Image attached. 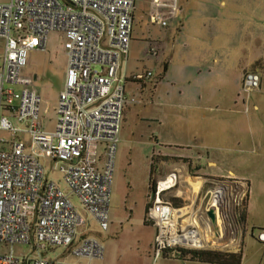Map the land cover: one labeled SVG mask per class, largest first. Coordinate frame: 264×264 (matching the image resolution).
<instances>
[{"label": "rangeland", "instance_id": "rangeland-1", "mask_svg": "<svg viewBox=\"0 0 264 264\" xmlns=\"http://www.w3.org/2000/svg\"><path fill=\"white\" fill-rule=\"evenodd\" d=\"M148 1L136 0L129 53L120 64L119 76L128 75L129 90L114 158L108 230L101 231L72 199L85 219L77 240L98 241L104 256L80 261L59 248L47 258L78 264H204L178 256L182 250L226 257L241 253V264H264V244L257 240L264 230V0H181L179 23L184 25L178 26L179 34L148 23ZM151 49L160 55H147ZM170 54L174 57L165 75ZM65 61L63 36L51 33L46 51L32 52L23 72L38 76L34 86L48 130L63 88ZM202 61H209L211 73L197 75L193 66ZM145 71L153 73L151 80L133 79ZM251 72L258 74L260 85L248 91L243 79ZM0 138L12 140L6 132ZM39 162L46 177L65 190L58 164L44 158ZM177 168L200 185L194 191L183 177L182 199L168 196L169 201L184 208L207 244L170 247L156 256V228L145 221V210L155 181ZM222 186L227 188L218 205L222 224L215 227L209 213L217 216L212 197ZM14 250L29 252L23 246Z\"/></svg>", "mask_w": 264, "mask_h": 264}, {"label": "built area", "instance_id": "built-area-1", "mask_svg": "<svg viewBox=\"0 0 264 264\" xmlns=\"http://www.w3.org/2000/svg\"><path fill=\"white\" fill-rule=\"evenodd\" d=\"M135 4L136 0L0 3V133L13 139L0 138V145L9 144L0 148V264H78L47 258L59 248L80 260L103 258L98 241L77 240L85 219L72 199L101 231L108 230L114 158L128 101L125 79L118 72L129 53ZM182 15L181 0L148 1L147 21L159 29L178 23ZM51 33L63 36L66 77L49 131L33 80L22 72L31 52L46 51ZM147 55L160 54L151 49ZM152 78L151 71L133 77L138 83ZM243 85L248 91L259 88L258 74H246ZM40 158L58 164L65 190L46 177ZM186 176L190 177L182 168L174 169L155 181L149 196L145 217L156 228V256L184 246L197 231L192 218L181 213L184 208L168 198L182 199ZM257 240L264 244V230ZM16 246L29 252L18 254Z\"/></svg>", "mask_w": 264, "mask_h": 264}, {"label": "trees", "instance_id": "trees-1", "mask_svg": "<svg viewBox=\"0 0 264 264\" xmlns=\"http://www.w3.org/2000/svg\"><path fill=\"white\" fill-rule=\"evenodd\" d=\"M166 65H165V69L164 72L166 73ZM246 76V75H245ZM153 176V166H150V178H149V182H151V178ZM153 188L151 189L152 192ZM148 210V205L146 207L145 210V216ZM145 221H146V217H145ZM147 222V221H146ZM167 250H165L163 252V254L165 255ZM178 256L180 255H189L190 256V260L193 262H199V263H204V264H241L242 261V255L240 254H232L228 257L220 254V253H211V252H185L182 250H179L177 252Z\"/></svg>", "mask_w": 264, "mask_h": 264}, {"label": "crops", "instance_id": "crops-1", "mask_svg": "<svg viewBox=\"0 0 264 264\" xmlns=\"http://www.w3.org/2000/svg\"><path fill=\"white\" fill-rule=\"evenodd\" d=\"M8 3V2H7ZM3 4H5V3H3ZM222 5L223 6H225L226 7V2H222ZM183 23H174L173 25H171L170 27H169V33L170 32H172V30L173 29H175V30H177L178 29V26H181L180 28H182L183 27ZM180 29H178V31H177V34H179L180 33V31H179ZM170 35H172V34H170ZM36 52V51H35ZM37 52H43V51H37ZM175 52V51H174ZM174 52H173V54H174ZM32 53V52H31ZM30 53V54H31ZM29 54V55H30ZM173 54H170V58L169 57H167V59H168V61H167V67H166V73H165V75L168 73V71H169V66L171 65V59H173ZM206 53H204V55H205ZM207 55V54H206ZM166 59V60H167ZM209 60V59H208ZM173 61V60H172ZM208 62V63H207ZM206 63H205V61H202V62H200V63H198V64H195V66H193V68L196 70V72H197V75H200L202 72L201 71H205V70H207V71H209L208 73H211V70H210V66H209V61H207ZM28 63H29V56H28ZM212 63L213 64H216V63H218V60L217 59H213V61H212ZM207 65H208V67H207ZM28 67V64H27V66H26V68ZM205 67H207V68H205ZM26 68L23 70V72H25L26 71ZM120 71V70H119ZM23 72H22V74H23ZM120 72H118V76L120 75L119 74ZM128 76V75H127ZM126 76V77H127ZM28 77H31V76H28ZM65 77H66V61H65V65H64V82H63V88H64V84H65ZM122 80H124L125 78H123V76H119ZM32 78V80H33V82H32V88L37 92V94L39 95V93H38V91L36 90V88H35V86H34V83L38 80V76L37 75H34L33 77H31ZM195 78H196V76H195ZM123 83H124V86H125V90L126 91H128L129 90V84H127L126 82H124L123 81ZM63 88H62V90H63ZM127 88H128V90H127ZM61 90V91H62ZM61 91H60V93H61ZM39 97H40V95H39ZM40 99H41V97H40ZM57 103H58V101H57ZM56 107H57V105H56ZM56 107H55V110H56ZM44 119V118H43ZM45 121V120H44ZM49 122H51L52 124H53V120H51V121H49ZM46 129H47V126H46ZM48 130V129H47ZM51 130H53V128L51 129ZM51 130H49V131H51ZM13 140V139H12ZM11 140V141H12ZM10 141V142H11ZM9 142V141H8ZM8 147H9V145H8ZM8 147H5V145H0V148L1 149H7ZM80 261H82V260H80Z\"/></svg>", "mask_w": 264, "mask_h": 264}, {"label": "bare ground", "instance_id": "bare-ground-1", "mask_svg": "<svg viewBox=\"0 0 264 264\" xmlns=\"http://www.w3.org/2000/svg\"><path fill=\"white\" fill-rule=\"evenodd\" d=\"M185 182L194 191H198V188H199L198 186L200 185V182H198L195 179H190L188 177H185ZM225 189H227V188L225 186L224 187L222 186V188H220L218 190L219 192L218 193H214L213 197H212V206H211V208H214L215 211L217 212V216H216V220H215L217 222V225L215 223L214 224L215 227H219L220 224H222L221 216L218 213V211H219L218 210V208H219L218 205H219V199L221 198L220 196L222 195V194H220V192L222 193V191H224ZM181 213L183 214V211ZM206 220H205L204 223H208V222H206ZM209 224L211 225V223H209ZM184 238H186V237H184ZM193 238H194L193 240L192 239H186V240H184V242L186 244L191 245V246H200V245L204 246L205 244H207V241L204 240V238L202 237L201 233H198V232L195 233ZM182 240H183V238H182Z\"/></svg>", "mask_w": 264, "mask_h": 264}, {"label": "water", "instance_id": "water-1", "mask_svg": "<svg viewBox=\"0 0 264 264\" xmlns=\"http://www.w3.org/2000/svg\"><path fill=\"white\" fill-rule=\"evenodd\" d=\"M209 214H210V218L212 219V221H215L216 220V216H215L214 212L212 211Z\"/></svg>", "mask_w": 264, "mask_h": 264}]
</instances>
